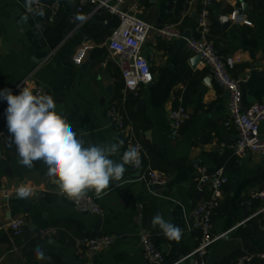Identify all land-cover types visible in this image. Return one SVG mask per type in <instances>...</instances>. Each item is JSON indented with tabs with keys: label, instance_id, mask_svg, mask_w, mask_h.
<instances>
[{
	"label": "crops",
	"instance_id": "obj_1",
	"mask_svg": "<svg viewBox=\"0 0 264 264\" xmlns=\"http://www.w3.org/2000/svg\"><path fill=\"white\" fill-rule=\"evenodd\" d=\"M30 3L0 0V90H12L25 79L42 85L83 146L116 144L119 151L110 158L120 163L124 135L121 138L107 119L108 108L115 105L142 146L141 169L164 173L171 182L150 187L140 180L139 171L125 166L122 179L110 181L103 193L88 191L103 215L78 213L60 197L43 161H35L32 168L19 164L6 115H2L4 107L0 106V264H148L138 244L142 230L150 234L166 263L194 264L190 254L197 247L198 233L191 227V213L205 196L194 182L201 171L213 175L217 170L224 172L228 182L214 212L212 233L219 238L209 249L207 264H230L243 255L261 252L264 219L255 215L259 203L249 193L264 187V158L235 157L231 145L236 132L225 127L229 97L208 69L190 65L194 55L187 50L186 40L196 36V16L193 19L192 14H197L199 3L193 2L184 18L181 0L142 3L139 17L152 27L143 55L150 61L153 82L137 97L123 96L119 68L106 47L117 24L114 16L95 11L91 4L78 13L77 0H62L56 19L49 22L48 8L44 6L42 14H31L27 11ZM238 6L251 25L231 22L223 30L218 18L230 20ZM210 20L208 39L222 57L234 59L230 74L241 84L243 107L263 102V0H213ZM171 24L178 25L181 37L170 42L160 39L156 29ZM83 45L89 50L76 67L72 58ZM108 88L111 95L106 93ZM116 95L119 98L115 99ZM179 96L191 119L172 140L168 115L178 106ZM259 133L264 138V122ZM21 185L30 187L33 194L19 197ZM156 215L179 228L180 238H169L159 224L153 226ZM16 220L24 224L20 236L9 227ZM43 228L56 229L57 238L39 240L37 232ZM98 235L113 236L115 241L97 256L77 260L74 242ZM37 248L45 259L36 258ZM247 264H264V260L254 258Z\"/></svg>",
	"mask_w": 264,
	"mask_h": 264
},
{
	"label": "built area",
	"instance_id": "obj_2",
	"mask_svg": "<svg viewBox=\"0 0 264 264\" xmlns=\"http://www.w3.org/2000/svg\"><path fill=\"white\" fill-rule=\"evenodd\" d=\"M148 0H77L76 11L79 13L83 8L91 4L95 11H104L117 19L116 26L110 32L106 47L109 57L119 68L123 81L122 94L125 97L131 94L138 96L141 89L149 86L153 82V76L150 68V61L143 55V47L146 42L150 25L144 22L140 17L142 3ZM198 2L200 7L196 14V36L186 40L187 50L194 56L200 57L198 66L208 69L217 86L228 91V113L225 121V127H233L236 132V139L231 145L235 157L242 158L247 154L256 155L264 158V138L260 136L259 128L264 122V101L253 103L243 107V93L241 84L234 79L230 70L234 65V59L222 57L215 49L214 44L208 39L210 32V7L213 0H186L182 11V17L189 14L188 7ZM62 0H52L48 8V21L53 22L60 10ZM264 4V0H263ZM43 8L39 0H31L27 6V11L31 14H37ZM76 16L72 21H76ZM230 20L233 24L250 26L242 9L238 6L230 14ZM157 36L167 42L181 37L178 25H165L156 29ZM89 46H81L72 58L74 66L79 67L84 62ZM32 86L34 92L41 94L50 93L40 84L25 79L19 82L11 91L13 95H18L23 86ZM0 106L7 108V101L1 99ZM107 119L118 133L124 135V149L120 154L122 162L123 153L129 146H138L139 158L143 154V149L132 132V128L126 122L125 116L115 106L111 105L107 110ZM191 119L190 113L182 105V98L178 97V106L172 109L168 115V126L170 137L175 140L180 133L181 128ZM126 167L140 172L139 178L150 187H165L171 179L157 170L149 167L141 169V163L138 167L131 164ZM228 182V178L222 170H217L213 175H207L201 171L195 179V187L199 192L205 194L204 198L198 202L191 213V227L198 233V244L190 256L194 264H207V256L212 244L219 238L212 233V221L214 212L219 206L222 195V188ZM4 196H7L6 194ZM60 197L70 204L74 210L82 214H90L101 217L103 210L97 202V199L88 192L85 197L77 202L69 199L60 192ZM249 197L259 203V209L255 215H262L264 219V187L258 191L249 193ZM24 224L22 220H16L10 223L15 236L22 234ZM37 238L41 241L54 240L57 238V230L54 228H43L37 232ZM115 238L110 235H98L93 237H84L74 242L73 250L77 260L84 262L97 256L100 252L110 248ZM138 244L144 260L148 264H175L166 263L163 254L154 246L150 234L144 230L140 231ZM264 260V248L255 255H243L230 264H247L252 259Z\"/></svg>",
	"mask_w": 264,
	"mask_h": 264
},
{
	"label": "clouds",
	"instance_id": "obj_3",
	"mask_svg": "<svg viewBox=\"0 0 264 264\" xmlns=\"http://www.w3.org/2000/svg\"><path fill=\"white\" fill-rule=\"evenodd\" d=\"M0 99L7 101V127L20 158L19 164L32 168L35 161H43L46 175L54 179L61 193L69 199L79 202L90 190L100 195L110 181L122 179L125 165H140L138 146H129L120 163L110 158L119 151L116 144L90 143L84 147L71 124L56 111L53 97L34 92L32 86H23L18 95H13L10 89L0 90ZM32 194L27 185L17 188L21 198ZM152 223L153 226L159 224L169 238H180L181 230L164 222L159 215ZM36 258L45 259L39 248Z\"/></svg>",
	"mask_w": 264,
	"mask_h": 264
},
{
	"label": "water",
	"instance_id": "obj_4",
	"mask_svg": "<svg viewBox=\"0 0 264 264\" xmlns=\"http://www.w3.org/2000/svg\"><path fill=\"white\" fill-rule=\"evenodd\" d=\"M39 1H40V3L42 4L43 7H44V6L48 7V6L50 5V2H51L52 0H39ZM40 13H41V14L44 13V10L41 9ZM195 16H196V14H195V12H194V13L192 14V18L194 19ZM218 20H219V22H220V24H221L223 30L228 29L229 26L231 25V21L229 20L228 17H221V18H218ZM108 27H109L108 22H106V23H105V28H108ZM199 60H200V57H199L198 55L194 56V57L192 58V60H190V65H191V67L194 68V67L199 63ZM106 93H107V95H111V89L108 88V89L106 90ZM226 96L229 97V93H228V91H226ZM263 101H264V100H263ZM138 102H139V105L142 106V102H141V101H138ZM6 109H7V108H3V109H2V115L6 112ZM120 137L122 138L123 135L121 134ZM249 155H250V154H247V155H246L245 160L249 158ZM157 188H160V187H157ZM201 195L203 196L204 194L201 193Z\"/></svg>",
	"mask_w": 264,
	"mask_h": 264
},
{
	"label": "trees",
	"instance_id": "obj_5",
	"mask_svg": "<svg viewBox=\"0 0 264 264\" xmlns=\"http://www.w3.org/2000/svg\"><path fill=\"white\" fill-rule=\"evenodd\" d=\"M185 1H186V0H181V3H185ZM115 26H116V24H115ZM117 98H119L118 95L115 96V99H117ZM131 98H132V97L130 96L129 99H131ZM183 101H184V95H183Z\"/></svg>",
	"mask_w": 264,
	"mask_h": 264
}]
</instances>
